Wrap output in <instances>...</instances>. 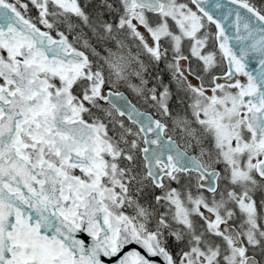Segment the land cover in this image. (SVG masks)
<instances>
[{"label": "snow or ice", "instance_id": "6c2138e0", "mask_svg": "<svg viewBox=\"0 0 264 264\" xmlns=\"http://www.w3.org/2000/svg\"><path fill=\"white\" fill-rule=\"evenodd\" d=\"M0 264H264V0H0Z\"/></svg>", "mask_w": 264, "mask_h": 264}, {"label": "water", "instance_id": "95a60500", "mask_svg": "<svg viewBox=\"0 0 264 264\" xmlns=\"http://www.w3.org/2000/svg\"><path fill=\"white\" fill-rule=\"evenodd\" d=\"M220 2L226 4V3H227V0H220ZM258 67H259V65H258L256 59H255V58H250V60H249V69H250V70H255V69H257ZM125 96H126V98H127L128 100H131V101H132L131 97L129 96V94H128L126 91H125ZM132 103H135V102L132 101Z\"/></svg>", "mask_w": 264, "mask_h": 264}, {"label": "flooded vegetation", "instance_id": "af4514ba", "mask_svg": "<svg viewBox=\"0 0 264 264\" xmlns=\"http://www.w3.org/2000/svg\"><path fill=\"white\" fill-rule=\"evenodd\" d=\"M128 94H129V96L131 97V99H132V101H134L135 103H137V100H136V98L134 97V95L132 94V93H130V92H128V91H126ZM140 105L138 104V107H139Z\"/></svg>", "mask_w": 264, "mask_h": 264}]
</instances>
